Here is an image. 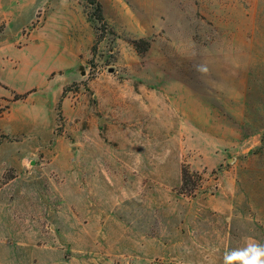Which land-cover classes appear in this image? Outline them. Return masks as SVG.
<instances>
[{
	"label": "rangeland",
	"instance_id": "374dc122",
	"mask_svg": "<svg viewBox=\"0 0 264 264\" xmlns=\"http://www.w3.org/2000/svg\"><path fill=\"white\" fill-rule=\"evenodd\" d=\"M94 1L0 0V264L264 244V0Z\"/></svg>",
	"mask_w": 264,
	"mask_h": 264
},
{
	"label": "clouds",
	"instance_id": "9594fccd",
	"mask_svg": "<svg viewBox=\"0 0 264 264\" xmlns=\"http://www.w3.org/2000/svg\"><path fill=\"white\" fill-rule=\"evenodd\" d=\"M198 72H207V68L197 65ZM224 264H264V244L249 238L242 248L229 249L223 257Z\"/></svg>",
	"mask_w": 264,
	"mask_h": 264
},
{
	"label": "trees",
	"instance_id": "16d2710c",
	"mask_svg": "<svg viewBox=\"0 0 264 264\" xmlns=\"http://www.w3.org/2000/svg\"><path fill=\"white\" fill-rule=\"evenodd\" d=\"M90 3L95 2L94 0H88ZM97 10L99 11V6H97ZM101 19L100 14H98V19ZM23 94L15 95V99H19V97ZM180 178H181V188L184 190H194L199 185V181L201 180V175L198 172L190 171L186 164L181 166L180 170Z\"/></svg>",
	"mask_w": 264,
	"mask_h": 264
},
{
	"label": "crops",
	"instance_id": "0c3cea01",
	"mask_svg": "<svg viewBox=\"0 0 264 264\" xmlns=\"http://www.w3.org/2000/svg\"><path fill=\"white\" fill-rule=\"evenodd\" d=\"M168 255H169V253H168ZM163 264H169V263L165 262V263H163ZM192 264H193V263H192Z\"/></svg>",
	"mask_w": 264,
	"mask_h": 264
}]
</instances>
